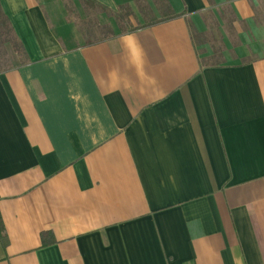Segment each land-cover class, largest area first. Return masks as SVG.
Masks as SVG:
<instances>
[{"label": "crops", "instance_id": "0c3cea01", "mask_svg": "<svg viewBox=\"0 0 264 264\" xmlns=\"http://www.w3.org/2000/svg\"><path fill=\"white\" fill-rule=\"evenodd\" d=\"M140 3L0 0V264H264V0Z\"/></svg>", "mask_w": 264, "mask_h": 264}, {"label": "trees", "instance_id": "16d2710c", "mask_svg": "<svg viewBox=\"0 0 264 264\" xmlns=\"http://www.w3.org/2000/svg\"><path fill=\"white\" fill-rule=\"evenodd\" d=\"M137 2L140 6V4H141L140 0H137ZM130 14H131V10L129 9V7L123 6V7H121V10L117 13V18L120 22H122V21L124 22L125 20L129 21ZM174 16H176V15L165 16V17L160 18V19H154L153 21L146 22L143 25H140L137 27L131 26L130 30L132 31V30H136L137 28H140V27H145V26H150L152 24L161 23L163 21L170 20ZM0 29L2 30V33L5 36L6 41L10 42L12 44V46L15 48V50L22 52L23 47H22L20 41L15 36V34L12 30V27L9 23V20H8L7 16L3 13L1 6H0ZM123 30H125L124 27H123ZM0 234H1L2 240L6 243L7 236L5 233V227L3 224L1 214H0ZM41 238H42V244L44 246L52 244L56 241L51 232H42Z\"/></svg>", "mask_w": 264, "mask_h": 264}, {"label": "rangeland", "instance_id": "374dc122", "mask_svg": "<svg viewBox=\"0 0 264 264\" xmlns=\"http://www.w3.org/2000/svg\"><path fill=\"white\" fill-rule=\"evenodd\" d=\"M149 16H150V14H148V13L143 12V14H142L141 12L138 11L136 13V15H134L132 17V21L136 25L137 24L142 25V24L147 22ZM91 26H92V23H91ZM106 32L107 31L105 29H101L100 30V36L104 38V36L107 34ZM12 55H13V50L10 47V45L2 43V41L0 39V70H4L6 68L13 66V61L11 59Z\"/></svg>", "mask_w": 264, "mask_h": 264}]
</instances>
